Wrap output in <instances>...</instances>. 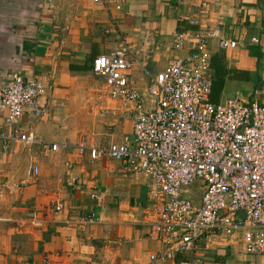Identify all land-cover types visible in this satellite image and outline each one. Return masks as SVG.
<instances>
[{"label": "crops", "instance_id": "0c3cea01", "mask_svg": "<svg viewBox=\"0 0 264 264\" xmlns=\"http://www.w3.org/2000/svg\"><path fill=\"white\" fill-rule=\"evenodd\" d=\"M197 29L239 41L223 52L213 39L210 62L223 77L220 101L251 99L264 84V0H125L121 12L92 0H0V89L12 74L45 76L43 113L32 118L25 110L19 126L58 145L50 152L10 139L4 153L0 139V264H41L45 255L50 264L176 263L149 260L161 249L147 237L143 217L151 180L126 175L121 162L104 156L91 161L78 145L119 144L132 135V106L90 78L95 57L124 38L138 51L130 83L143 90L150 75L186 52L172 50L174 34ZM5 117L0 111V131L8 132ZM53 202L63 210L50 211ZM200 257L203 264L262 262L234 239Z\"/></svg>", "mask_w": 264, "mask_h": 264}, {"label": "built area", "instance_id": "2783aa9c", "mask_svg": "<svg viewBox=\"0 0 264 264\" xmlns=\"http://www.w3.org/2000/svg\"><path fill=\"white\" fill-rule=\"evenodd\" d=\"M92 1L107 12H121L125 5V0ZM213 39L223 52L240 45L201 29L176 32L172 50L186 47V52L150 75L143 90L130 83L138 51L124 38L118 49L92 61V75L108 95L132 106L127 115L132 135L119 144L85 146L81 141L78 150H87L91 161L104 156L121 162L126 175L151 180L143 217L147 237L161 249L150 262L178 258L175 264H203L202 250L225 247L234 239L264 264V84L251 99L210 102ZM48 88L45 76L12 74L0 89V111L11 126L0 131L4 153L10 139L57 150V144L40 142L19 126L25 110L32 118L41 116L38 99ZM33 173L38 174L37 167ZM49 209L61 212L63 204L50 203ZM84 220L92 222L93 215ZM41 264H50L48 255Z\"/></svg>", "mask_w": 264, "mask_h": 264}, {"label": "trees", "instance_id": "16d2710c", "mask_svg": "<svg viewBox=\"0 0 264 264\" xmlns=\"http://www.w3.org/2000/svg\"><path fill=\"white\" fill-rule=\"evenodd\" d=\"M213 66L212 63L210 62V73H211V79H212V84H211V93L209 97V101L212 103H218L220 102V93L223 89V77L218 76L216 73V70L214 69V74H213Z\"/></svg>", "mask_w": 264, "mask_h": 264}, {"label": "rangeland", "instance_id": "374dc122", "mask_svg": "<svg viewBox=\"0 0 264 264\" xmlns=\"http://www.w3.org/2000/svg\"><path fill=\"white\" fill-rule=\"evenodd\" d=\"M90 78H92V79L94 78L93 75H92V73L90 74ZM94 79H96V78H94ZM242 94H243V95H247V94H245V93H242Z\"/></svg>", "mask_w": 264, "mask_h": 264}]
</instances>
